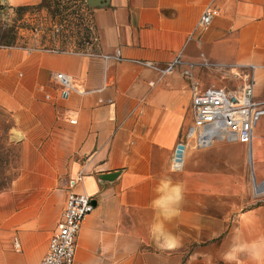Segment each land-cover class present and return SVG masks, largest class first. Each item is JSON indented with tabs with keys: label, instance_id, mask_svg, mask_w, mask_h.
<instances>
[{
	"label": "crops",
	"instance_id": "1",
	"mask_svg": "<svg viewBox=\"0 0 264 264\" xmlns=\"http://www.w3.org/2000/svg\"><path fill=\"white\" fill-rule=\"evenodd\" d=\"M207 7L220 14L202 31L197 24ZM91 18L96 50L120 49L122 60L22 45L0 49V108L11 115L9 140L20 148L19 175L0 191V264L41 262L70 191L95 199L77 238L75 264H210L198 250L184 260L183 211L215 206L185 204L183 190L192 187L174 173L192 101V80L183 70L192 64L193 79L208 86L221 81L222 67L252 64L260 89L264 0H109L91 7ZM181 50L185 65L164 76L136 61L163 66ZM57 72L87 91L63 100ZM261 120L264 113L256 129ZM188 157L189 148L184 164ZM263 211L251 210L255 239H247L241 224L238 245L232 250L226 237L222 259L264 264Z\"/></svg>",
	"mask_w": 264,
	"mask_h": 264
},
{
	"label": "rangeland",
	"instance_id": "2",
	"mask_svg": "<svg viewBox=\"0 0 264 264\" xmlns=\"http://www.w3.org/2000/svg\"><path fill=\"white\" fill-rule=\"evenodd\" d=\"M61 2L60 14L53 17L43 8L19 11V5L11 0H0V44L35 49L58 47L75 52L83 51L86 45L88 47L90 39L96 45L94 38L98 36L97 30L91 18V7L86 0ZM91 25L94 29L89 28ZM239 67L224 68L225 70L222 67L221 72L217 73L221 81L215 85L239 86L241 81L233 76L241 69ZM184 76L193 79L185 74ZM200 87H204L202 83ZM189 109L190 114L179 131V136L183 139L180 143H187L189 157L185 164L183 160L181 167L173 164L177 169L174 173L183 176L185 185L192 187L191 190H183L182 200L185 204H199L201 207L204 204H214L215 210L183 211V233L189 239L185 243L184 260L186 262L190 254L198 250L199 256L211 258L210 264H240L241 261H251L233 257L231 260L227 259L229 263H225L227 260L222 259L220 251L223 250L226 237L231 242L232 250L238 245L241 224L247 239H255L256 227L253 226V220L256 216H251V210L264 206V121H260L250 144L218 142L209 148H200L185 136L192 125L191 107ZM11 124L8 116L0 114V155L5 157L6 148L11 150L6 142ZM14 154L8 153L10 159H13ZM12 163L15 165V162ZM15 173L14 168L8 170V176ZM263 215L264 211L259 217L261 220ZM213 243L215 245L209 247Z\"/></svg>",
	"mask_w": 264,
	"mask_h": 264
},
{
	"label": "built area",
	"instance_id": "3",
	"mask_svg": "<svg viewBox=\"0 0 264 264\" xmlns=\"http://www.w3.org/2000/svg\"><path fill=\"white\" fill-rule=\"evenodd\" d=\"M218 9L207 7L197 24V28L206 31L219 16ZM94 29V26H89ZM57 30H59L57 26ZM38 31V29H36ZM95 43L90 39V45L83 51L75 52L54 47L43 48L54 53H75L90 56H101L105 60H122L121 50L118 49L112 54H102L96 50L98 36H95ZM87 43V44H89ZM7 46L0 44V49ZM145 66L155 68L160 75L164 76L173 73L177 68L185 65L183 51L166 65L158 66L149 60H136ZM204 60V64H208ZM187 65V66H186ZM183 73L192 77V64H186ZM191 68V69H190ZM226 68V67H225ZM239 71L233 76L241 81L239 86L223 87L215 84L200 87V83L192 79V125L186 132V138L192 140L200 148H209L218 142H235L250 144L254 137L259 115L264 113V79L261 82L260 91L257 89L255 72L256 65L240 66ZM55 81L59 86L60 97L63 100L70 98L75 93H85L74 78L65 72L54 74ZM185 145L186 143L182 142ZM80 179L71 182V186L78 183ZM95 209V199L92 195L84 192L70 191L67 195L65 207L56 229L50 238L47 253L39 264H75L77 250V238L83 221ZM18 247V241H15Z\"/></svg>",
	"mask_w": 264,
	"mask_h": 264
},
{
	"label": "trees",
	"instance_id": "4",
	"mask_svg": "<svg viewBox=\"0 0 264 264\" xmlns=\"http://www.w3.org/2000/svg\"><path fill=\"white\" fill-rule=\"evenodd\" d=\"M61 3H62L61 0H41V2L37 5H23V6L17 7V10L27 11L31 8L34 9V8L38 7V8H43V9L48 10L49 13L51 15H53V17H54V16H57L60 14L59 10H60L61 5H62ZM52 7H54V10L52 9ZM0 114H2L4 116H8L12 121V124L7 131V137H6V142L8 143L9 148H11V150L6 148L7 149V157L0 155V191H3L5 189H7L11 185L13 180L16 179L19 175L20 148L18 147V145L14 144L13 142H11L9 140V131L13 125V119H12L11 115L1 108H0ZM3 145L4 144H2V146ZM9 152H10V154L15 153L13 156V159H10V157L8 156ZM12 162H15V165H13ZM11 168L16 169V173L13 176H8V170Z\"/></svg>",
	"mask_w": 264,
	"mask_h": 264
},
{
	"label": "water",
	"instance_id": "5",
	"mask_svg": "<svg viewBox=\"0 0 264 264\" xmlns=\"http://www.w3.org/2000/svg\"><path fill=\"white\" fill-rule=\"evenodd\" d=\"M87 5L90 7H105L109 4V0H87ZM185 145L179 143L175 152V161L183 162L184 160ZM114 174L104 175V179H110Z\"/></svg>",
	"mask_w": 264,
	"mask_h": 264
},
{
	"label": "bare ground",
	"instance_id": "6",
	"mask_svg": "<svg viewBox=\"0 0 264 264\" xmlns=\"http://www.w3.org/2000/svg\"><path fill=\"white\" fill-rule=\"evenodd\" d=\"M187 143H186V147H185V150H184V156H185V152H186V150H187ZM183 164V162H176L175 161V156H174V166L175 167H181V165Z\"/></svg>",
	"mask_w": 264,
	"mask_h": 264
}]
</instances>
